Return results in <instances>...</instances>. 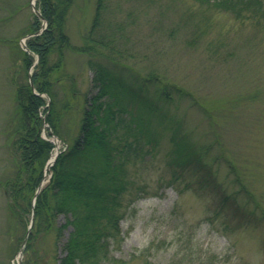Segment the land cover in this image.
I'll return each instance as SVG.
<instances>
[{
    "label": "rangeland",
    "instance_id": "rangeland-1",
    "mask_svg": "<svg viewBox=\"0 0 264 264\" xmlns=\"http://www.w3.org/2000/svg\"><path fill=\"white\" fill-rule=\"evenodd\" d=\"M32 1L0 0V180L14 172L13 77L25 76L23 40L35 13ZM94 4L74 0L68 20L73 44H80L90 27ZM111 4L117 19L126 23L123 37L118 35L126 53L116 54L115 62L105 59L106 64L131 82L158 72L160 81L149 84L142 96L155 106L154 113L144 108H149L145 102L134 103L133 111L151 121L160 144L144 174L136 176L137 183L146 184L145 192L125 208L120 239L109 244L110 256L126 264H264L263 25L235 18L212 1ZM86 59L72 50L66 55L67 69L83 90L91 76ZM163 84L170 92L165 99L159 96ZM79 118L77 110L67 114V134L73 136ZM172 136L190 142L201 155V171L187 168L173 177ZM63 145L59 138L50 157ZM7 202L0 186V264H24L25 254L20 257L19 251L27 229ZM58 220L65 222V217ZM62 244L59 256L64 255ZM37 246L38 255L41 249L54 253L51 235L41 237Z\"/></svg>",
    "mask_w": 264,
    "mask_h": 264
},
{
    "label": "trees",
    "instance_id": "trees-1",
    "mask_svg": "<svg viewBox=\"0 0 264 264\" xmlns=\"http://www.w3.org/2000/svg\"><path fill=\"white\" fill-rule=\"evenodd\" d=\"M201 1H212L215 8L264 27V0ZM73 4L74 0L36 1L41 15L34 13L24 31V35L33 33L26 38L29 51H22L25 76L13 77L16 122L10 152L14 172L0 180V186L19 224L28 229L32 213L35 216L24 247V264H126L110 256L109 244L120 239V221L127 205L145 192L146 184L137 183L136 176L144 174L142 169L160 144L151 121L133 108L134 103L145 102L149 108H144L154 113L155 106L142 96L160 76L152 71L139 82H131L106 64L105 59L115 62L116 54L126 53L118 38L123 37L126 23L114 15L111 0H95L90 27L82 42L73 44L68 33ZM69 50L87 57L91 76L85 90L80 88L77 75L67 69ZM34 56L38 61L32 71L33 87L28 70ZM159 96H170L166 84ZM72 110L80 112L73 136L64 131L65 117ZM53 135L62 139L65 148L60 149L48 180L39 189L55 146ZM171 140L173 177L187 168L201 171L204 162L190 142L182 143L175 136ZM227 198L225 195L224 200ZM60 215L65 222H59ZM49 235L54 253L41 249L38 255L39 239ZM59 242H63L62 256L57 255ZM144 264L155 263L146 260Z\"/></svg>",
    "mask_w": 264,
    "mask_h": 264
},
{
    "label": "water",
    "instance_id": "water-1",
    "mask_svg": "<svg viewBox=\"0 0 264 264\" xmlns=\"http://www.w3.org/2000/svg\"><path fill=\"white\" fill-rule=\"evenodd\" d=\"M32 5H33V9H34L35 13H36L37 15H41V12H40V10L36 7L35 2H32ZM26 50H29V48L26 47ZM35 62H36V61H35ZM29 82H30L31 86H34V84H33V80H32V74H31V72H29ZM56 156H57V155H55L54 157H51V158L48 160L47 165H46V171H48V170L50 169V167H51V165L53 164V162H54ZM41 185H42V183L40 184L39 189L41 188ZM39 189H38V190H39ZM34 218H35L34 213H32L31 220H30V224H29V229H28V231H27V233H26V235H25V237H24L22 247H21V249H20V251H19V252H20V253H19L20 257H22V255H23L24 245H25V243H26V240H27L28 234H29V232H30V228L32 227V225H33V223H34ZM19 264H20V263H19Z\"/></svg>",
    "mask_w": 264,
    "mask_h": 264
}]
</instances>
